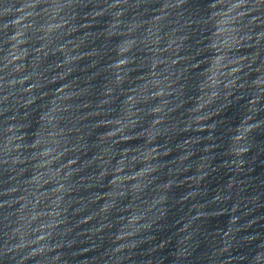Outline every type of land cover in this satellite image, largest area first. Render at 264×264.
<instances>
[{
    "label": "water",
    "instance_id": "1",
    "mask_svg": "<svg viewBox=\"0 0 264 264\" xmlns=\"http://www.w3.org/2000/svg\"><path fill=\"white\" fill-rule=\"evenodd\" d=\"M0 264H264V0H0Z\"/></svg>",
    "mask_w": 264,
    "mask_h": 264
}]
</instances>
